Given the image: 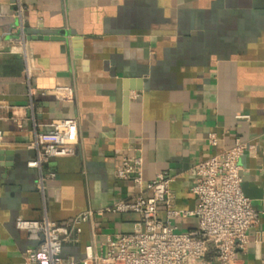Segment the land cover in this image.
<instances>
[{
	"label": "crops",
	"instance_id": "crops-1",
	"mask_svg": "<svg viewBox=\"0 0 264 264\" xmlns=\"http://www.w3.org/2000/svg\"><path fill=\"white\" fill-rule=\"evenodd\" d=\"M13 2L0 0V150L8 152L0 161V264H24L36 242L16 222L44 216L40 171L27 165L36 153L27 147L33 131L25 121L24 64L8 49L17 25ZM22 2L40 72L35 84L75 90L74 103L51 94L37 100L41 122L71 117L79 124L77 153L44 167L56 174L48 182L49 218L65 222L132 197L133 182L115 176L125 154L143 158L146 183L161 173L173 178L176 208L195 211L194 166L240 139L250 146L240 162L242 190L258 220L237 264H264V0ZM46 32L65 36L39 40ZM213 133L217 146L209 143ZM160 217L166 220L163 208ZM138 220L134 213L96 214L63 256L82 264L87 245L103 254ZM170 223L184 232L199 227L197 216ZM214 258L211 250L208 260L219 264Z\"/></svg>",
	"mask_w": 264,
	"mask_h": 264
},
{
	"label": "built area",
	"instance_id": "built-area-1",
	"mask_svg": "<svg viewBox=\"0 0 264 264\" xmlns=\"http://www.w3.org/2000/svg\"><path fill=\"white\" fill-rule=\"evenodd\" d=\"M17 25L12 30L9 53L23 60L26 85V109L32 126L33 139L27 145L36 153L28 167L40 171L36 186L42 195L44 216L40 220L18 219L16 226L26 232L36 245L26 250L24 264H76L72 257L63 256L67 242H79L83 224L104 214L139 215L131 233L116 234L107 242L105 253H97L92 245L85 248L82 264H214L208 260L211 250L219 264H237L238 253L245 252L251 242L249 231L258 220L251 200L242 190L241 159L249 150L247 141L237 139L230 148L194 166L195 182L191 188L198 199L195 211L178 210L175 206L173 178L164 173L148 183L144 179L143 158L134 154L121 156L115 176L132 181L136 193L104 209L86 210L65 222L49 218L47 207L48 182L56 178L54 172L44 173L52 160L74 156L79 143V124L76 118H59L43 123L38 119L37 100L53 95L64 103L75 102V90L70 85H56L50 90L39 88L35 79L40 75L30 47L25 25L26 7L22 0H14ZM1 16V12H0ZM248 118V116H238ZM20 129L24 121L15 118ZM3 132L0 131V141ZM219 137L209 135V143L217 146ZM165 210L166 220L160 217ZM197 216L199 227L184 232L170 223L171 219Z\"/></svg>",
	"mask_w": 264,
	"mask_h": 264
},
{
	"label": "water",
	"instance_id": "water-1",
	"mask_svg": "<svg viewBox=\"0 0 264 264\" xmlns=\"http://www.w3.org/2000/svg\"><path fill=\"white\" fill-rule=\"evenodd\" d=\"M59 35L65 36V34L61 33ZM59 35H54L52 34V32H46V34H43V36H40L38 39L39 40H58V38H56ZM8 155V152L6 150H0V161H5V156Z\"/></svg>",
	"mask_w": 264,
	"mask_h": 264
}]
</instances>
